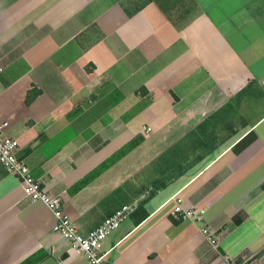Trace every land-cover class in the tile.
Returning <instances> with one entry per match:
<instances>
[{
    "label": "crops",
    "instance_id": "0c3cea01",
    "mask_svg": "<svg viewBox=\"0 0 264 264\" xmlns=\"http://www.w3.org/2000/svg\"><path fill=\"white\" fill-rule=\"evenodd\" d=\"M242 1L0 0L5 134L81 233L136 206L101 242L104 264H264V111L238 105L264 87V0ZM174 145L194 163L146 196L142 171ZM178 199L206 208L217 247L174 216ZM55 222L0 162V264L38 251V264H90Z\"/></svg>",
    "mask_w": 264,
    "mask_h": 264
},
{
    "label": "built area",
    "instance_id": "2783aa9c",
    "mask_svg": "<svg viewBox=\"0 0 264 264\" xmlns=\"http://www.w3.org/2000/svg\"><path fill=\"white\" fill-rule=\"evenodd\" d=\"M8 124V122L0 123V162L5 166L8 173L19 179L26 197L31 201L43 202L52 211L56 218L54 231L61 233L69 241L72 249L84 254L90 264H104V254H101L99 249L101 242L131 215L136 206L133 204L124 205L106 218L97 228L86 234L81 233L66 211L63 195L52 194L43 184V181L33 175L26 156L20 153L19 140L5 134L4 131ZM147 130H151V128L148 127ZM206 211V208L199 205L187 207L181 199H178L173 214L177 218L202 222L203 234L213 246L217 247L218 238L206 222ZM252 257L249 254L235 257L228 255L226 260L228 264H250Z\"/></svg>",
    "mask_w": 264,
    "mask_h": 264
},
{
    "label": "trees",
    "instance_id": "16d2710c",
    "mask_svg": "<svg viewBox=\"0 0 264 264\" xmlns=\"http://www.w3.org/2000/svg\"><path fill=\"white\" fill-rule=\"evenodd\" d=\"M129 14H132V13L129 12ZM241 93H240V96H241ZM34 94L35 92H32V91L29 92L28 97H27L28 102H30L33 99ZM253 138H254V135H249L248 137H246L239 144L238 151L242 149L243 147H245L251 140H253ZM138 142H140V139L136 138L134 142H131L128 145H126L117 154V157L128 152L130 149L134 148V146H136ZM177 149H178V145L172 146L171 148L163 152L157 159H155L152 163H150L142 171L143 173H145L147 172V170L149 171L151 168H154V173L156 174V177L150 183L152 187H154V191L149 196L154 194L155 190L166 186L170 181H173L179 176L183 175L194 163L189 160H184L185 156L183 155L182 151L178 152ZM81 186H82V183H79L76 186V188H79ZM144 201H146V199ZM238 219L239 218H237V220ZM47 256H48V253H45V251H38L32 254L31 256H29L28 258H26L20 264H38Z\"/></svg>",
    "mask_w": 264,
    "mask_h": 264
},
{
    "label": "rangeland",
    "instance_id": "374dc122",
    "mask_svg": "<svg viewBox=\"0 0 264 264\" xmlns=\"http://www.w3.org/2000/svg\"><path fill=\"white\" fill-rule=\"evenodd\" d=\"M245 2L242 0H223L222 5L227 8V10H234L237 6L239 8H242L244 6ZM262 3H255L256 5V10L259 11V6L261 7ZM248 91V90H247ZM248 99L249 105L248 107L250 108L248 112V117L250 119L253 118V116H256L260 112L264 111V87L263 86H258L255 84L252 86L249 91L240 96L238 101V105L241 104L242 99ZM240 123H241V118H240ZM156 177V174L154 173V168H151L149 171L145 173L143 176V190L145 191L146 196L150 195L154 191V187L150 184L154 178Z\"/></svg>",
    "mask_w": 264,
    "mask_h": 264
}]
</instances>
